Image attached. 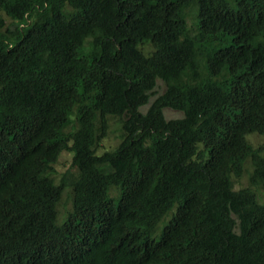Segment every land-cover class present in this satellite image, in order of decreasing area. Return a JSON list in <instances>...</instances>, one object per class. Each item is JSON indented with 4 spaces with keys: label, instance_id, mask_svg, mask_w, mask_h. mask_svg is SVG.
Returning <instances> with one entry per match:
<instances>
[{
    "label": "trees",
    "instance_id": "trees-1",
    "mask_svg": "<svg viewBox=\"0 0 264 264\" xmlns=\"http://www.w3.org/2000/svg\"><path fill=\"white\" fill-rule=\"evenodd\" d=\"M255 134L264 0H0V264H264Z\"/></svg>",
    "mask_w": 264,
    "mask_h": 264
},
{
    "label": "rangeland",
    "instance_id": "rangeland-1",
    "mask_svg": "<svg viewBox=\"0 0 264 264\" xmlns=\"http://www.w3.org/2000/svg\"><path fill=\"white\" fill-rule=\"evenodd\" d=\"M8 23L11 21V18L7 17L5 15ZM189 23L192 25V21L190 20ZM164 89L163 83L160 81L158 87L155 90V95L152 97V99L159 93H161ZM147 106L143 107V109H146ZM165 115L168 118L172 117H180L182 116V112L178 110H174L172 108H167L165 110ZM117 125L113 123L112 129L108 136L102 141L101 148L99 149V152H102L107 149H112L117 145L119 142V132L116 130ZM251 140L254 142L255 145H258L259 143L264 142V136L260 134H255L253 137H251ZM72 162V153L69 151H64L62 155L60 156L58 162L56 163L55 167L58 171V174L61 175L65 171L72 169L71 167ZM250 168V167H249ZM249 185V173L246 172L244 176L236 181V188L245 187ZM72 208V198H71V191L70 189H67L63 195V198L61 202L58 205L60 218L63 217L66 212ZM162 225V223H161Z\"/></svg>",
    "mask_w": 264,
    "mask_h": 264
}]
</instances>
